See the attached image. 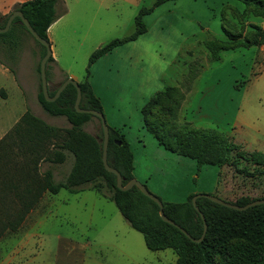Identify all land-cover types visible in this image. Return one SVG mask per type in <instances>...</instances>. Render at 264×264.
Listing matches in <instances>:
<instances>
[{"label": "rangeland", "instance_id": "1", "mask_svg": "<svg viewBox=\"0 0 264 264\" xmlns=\"http://www.w3.org/2000/svg\"><path fill=\"white\" fill-rule=\"evenodd\" d=\"M64 3L67 11L53 22L49 39L51 50L54 47L59 55L61 70L47 73L48 90H56L69 72L82 80L87 67L101 89L108 90L110 99L114 98L111 90L120 88L119 113L129 116V125L123 130L131 145L138 181L168 202H185L196 193L231 201L242 192L264 196V176H260V185L251 187L247 183L252 180H243L233 169L224 167L218 183V166H197L191 158L165 149L163 153L156 151L157 143L142 128L140 109H135V101L142 95L151 97L166 86L181 85L184 89L192 68L195 76L182 101L177 124L216 130L246 156L253 151L264 152V44L222 51L217 61L208 59L204 47L206 40L223 35V23L231 31L246 34L250 24L264 26V16L253 15L241 0ZM143 9L149 10L141 15L145 32L117 46L94 66L88 65L93 50L134 33V18ZM242 13L244 16L239 17ZM18 43L14 60L0 48V59L5 62H0V132L8 130L15 116L38 103L36 66L41 47L26 32L20 34ZM42 111V118L38 117L48 124L69 127L65 117ZM83 128L99 134V120L92 117ZM138 138L142 147L134 142ZM63 152V162L40 161L39 173L49 172L54 182L63 181L73 164L72 154ZM175 258L170 248L148 249L142 234L126 222L116 205L87 187L75 192L66 188L44 192L18 229L5 230L0 236V264H173Z\"/></svg>", "mask_w": 264, "mask_h": 264}, {"label": "trees", "instance_id": "2", "mask_svg": "<svg viewBox=\"0 0 264 264\" xmlns=\"http://www.w3.org/2000/svg\"><path fill=\"white\" fill-rule=\"evenodd\" d=\"M241 1L253 15L264 16V0ZM14 10H20L36 33L49 44L47 28L67 11L64 0H26L14 4L9 13L0 14V27L5 25ZM148 11L143 9L135 16L133 34L113 39L93 50L88 65L112 48L145 32L141 15ZM249 27L243 34L240 30L227 29L223 23V35L204 42L208 59L219 60L225 50L264 44V26L250 24ZM23 32L41 47L36 66L39 74V62L45 47L29 33L18 16L12 20L7 31L0 32L1 51L11 60L17 59L18 42ZM0 62L5 63L1 59ZM52 62L51 54L46 62V77ZM189 71L184 89L181 85L166 86L142 106L144 127L164 148L193 159L197 166H218V183L222 179V169L228 167L241 179L252 180L247 185L257 187L261 184L260 176H264V152L253 151L246 156L237 151L238 145L216 130L197 129L188 123L177 124L179 108L195 76L192 68ZM88 74L87 67L85 78L78 81L81 90L79 107L102 112L101 103L88 82ZM66 78L67 75L63 80ZM55 91L48 90V95L52 96ZM75 96L76 89L69 83L55 100H46L39 75L36 94L39 105L50 115L65 117L69 127H55L26 110L0 138V236L5 230L18 229L44 192L57 193L61 188L75 192L87 187L100 192L116 205L126 222L142 234L148 249H172L176 254L173 264H264V204L237 210L198 197L196 210L191 202L193 195L188 196L185 202L162 200L164 214L193 238H199L203 231L202 213L207 224L204 237L199 242L191 240L177 227L162 220L158 205L136 186L127 190L117 187L115 174L107 171L101 160L103 132L100 120L91 113L78 112L74 107ZM92 117L99 120V134L89 133L83 128ZM63 150L72 154L73 164L66 178L56 183L49 172L39 173L38 166L44 159L63 162L66 157ZM107 162L120 172L123 184L133 178L132 152L119 131L110 126ZM217 197L238 205L264 198L263 195L252 196L249 192L236 195L233 201Z\"/></svg>", "mask_w": 264, "mask_h": 264}, {"label": "water", "instance_id": "3", "mask_svg": "<svg viewBox=\"0 0 264 264\" xmlns=\"http://www.w3.org/2000/svg\"><path fill=\"white\" fill-rule=\"evenodd\" d=\"M18 16L21 19V22L24 24V26L27 28V30L29 31V33L39 42L41 43L44 47H45V53L44 55L41 57L40 62H39V75H40V83H41V90L42 93L44 95V97L46 98V100L48 101H53L55 100L59 94L61 93V91L64 89V87L67 84H72L75 89H76V96H75V100H74V107L78 112H85V113H91L95 116H97L100 120L101 123V127H102V132H103V137H102V154H101V160L103 163L104 168L115 174L116 176V185L119 189L121 190H127L133 186H136L145 196L149 197L151 200H153L157 205H158V213L161 217L162 220H164L165 222L174 225L175 227H177L181 232H183L187 237H189L191 240L199 242L203 239L206 228H207V224L204 220V217L202 215V213H200V216L203 220V231L200 235L199 238H193L189 235V233L184 230L181 226H179L178 224H176L172 219L168 218L163 211V204H162V200L157 197L156 195H154L152 192H150L147 187L141 183L140 181H138L136 178H131L130 180H128L125 184L122 183V177L120 172L115 169L114 167H111L108 162H107V144H108V124L106 123L104 114L100 111L94 110V109H88V108H81L79 107V103H80V99H81V90H80V86L78 84V81H76L75 79L71 78V77H67L65 80L62 81V83L57 87L56 91L54 92V94L52 96L48 95V87H47V80H46V62L47 59L49 58V56L51 55V48H50V44L48 43V41L44 38H42L41 36H39L36 31L32 28V26L29 24L28 20L24 17V15L22 14V12L20 10H14L12 11L6 22L5 25L3 27H0V32H5L9 29V26L12 22V20ZM198 197H205L210 199L211 201L221 204L223 206L229 207V208H233V209H237V210H244L250 206H254L257 204H264V198H258V199H254L244 205H238L236 203H231L229 201L223 200L215 195H210V194H206V193H196L192 196L191 198V202L192 205L194 206V208L196 210H198V206L196 205V200Z\"/></svg>", "mask_w": 264, "mask_h": 264}, {"label": "crops", "instance_id": "4", "mask_svg": "<svg viewBox=\"0 0 264 264\" xmlns=\"http://www.w3.org/2000/svg\"><path fill=\"white\" fill-rule=\"evenodd\" d=\"M23 1H26V0H0V14L2 15H5L7 13L10 12V10L12 9V6L16 3H20V2H23ZM52 26H53V23L50 24V26L47 28V36H48V39H50V34H51V29H52ZM50 42V40H49ZM119 46V45H118ZM117 47V46H116ZM116 47L112 48L110 51L104 53L103 55H101L99 58H97L93 63H92V66L95 65V63L100 59L102 58L103 56L107 55L108 53H110L112 50H114ZM50 48H51V42H50ZM51 54H52V57L54 59V62H52L49 66V73L51 74H55L59 72L60 69V65H59V55L57 52H55L54 50V47H52V50H51ZM4 70L8 71V72H11L8 68L4 67ZM13 72V70H12ZM67 77H71L73 79H75L76 81H82L85 77H83L82 80H78V76H76V74H74L73 72H69L67 74ZM88 82L91 86V89L94 93V95L98 98V100L100 101L101 103V106H102V110H103V113L105 115V120H106V123L108 124V126L116 129L119 131V133L124 137V139L126 140V142L128 143V146L129 148L131 147V145L129 144L128 142V138H127V135L126 133H124V130L127 125H129V116L128 115H121L119 112H120V108H119V104H118V98L120 96V88L118 89L117 88H113V89H117V90H111V94L114 96V98L110 99L109 96H108V90L107 91H104L101 89V86L98 82V80H96V77L95 75L93 74L92 71H90V67H89V74H88ZM63 80V79H62ZM19 88H21L19 86ZM104 89V87H103ZM162 90V89H160ZM159 91V90H157ZM156 91V92H157ZM155 92V93H156ZM7 92H6V95L5 97H7ZM36 96V95H35ZM150 98V96H141L139 101H135V109H140V117H141V121H142V128L146 130V128L144 127L143 125V120H142V113H141V108L142 106L144 105V102L148 101V99ZM36 99V97H35ZM145 102V103H146ZM37 105L35 106H32V110H30L34 115L36 116H39V113L41 114L43 111L42 109H40L41 107H39L38 103H36ZM33 105V104H32ZM110 107H113V109H110ZM181 108H182V104L179 108V111H178V118H179V115H180V111H181ZM26 110L22 111L21 113H19L17 116H15L12 121L10 122V125L12 126L18 119L19 117L25 112ZM42 118V117H41ZM44 119V118H43ZM11 126L8 128V130L11 128ZM8 130H3V132H0V138L8 131ZM148 132V131H147ZM150 133V132H148ZM151 134V133H150ZM152 135V134H151ZM142 136L146 139H148V141L150 140V137H148L147 133L143 132L142 133ZM153 136V135H152ZM137 137V135L135 136V138ZM154 137V136H153ZM155 139V138H154ZM156 143H157V146L155 147L156 148V151L160 152V153H163L164 151H161V150H167L166 148H164L162 145H160L157 140L155 139ZM135 144H138V146L142 147L141 143L143 142L142 140H140L139 138L138 139H135L134 140ZM131 150V149H130ZM170 151V150H168ZM172 152V151H171ZM174 153V152H173ZM133 155V154H132ZM193 160V159H192ZM134 161V160H133ZM133 169H134V165H133ZM133 169H132V174H133V177L134 178H138L135 173L133 172Z\"/></svg>", "mask_w": 264, "mask_h": 264}]
</instances>
